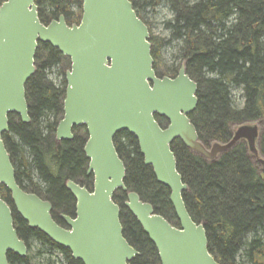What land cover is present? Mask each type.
<instances>
[{"label":"water","instance_id":"obj_1","mask_svg":"<svg viewBox=\"0 0 264 264\" xmlns=\"http://www.w3.org/2000/svg\"><path fill=\"white\" fill-rule=\"evenodd\" d=\"M81 1V18L70 25L63 15L44 24L35 0L0 4V186L10 192L15 211L29 228L69 250L83 264H130L139 255L123 236L121 207L113 200L118 190L126 194L124 207L154 245L159 264H219L208 251L203 224L194 222L186 209L182 194L188 186L177 170L171 144L179 140L211 162L243 142L264 174L258 146L262 122L232 125L227 142L205 146L189 118L197 107L198 86L186 73L185 62L173 78L159 77L153 68L148 26L130 0ZM39 43L57 49L70 61L56 141L72 139L74 126H85L88 133L83 152L93 186L89 191L71 180L65 182L75 199L74 218L60 215L66 228L53 219L51 202L16 183L2 138L9 130V114L30 122L25 86L37 70ZM155 116L166 123L162 126ZM121 131L136 138L144 165L168 188L178 226L125 186L126 168L113 142ZM9 252L26 257L28 248L14 227L9 204L0 197V264H9Z\"/></svg>","mask_w":264,"mask_h":264},{"label":"trees","instance_id":"obj_2","mask_svg":"<svg viewBox=\"0 0 264 264\" xmlns=\"http://www.w3.org/2000/svg\"><path fill=\"white\" fill-rule=\"evenodd\" d=\"M130 1L149 32L160 8L166 7L172 13V18L164 21L170 43L150 32L153 68L159 77H169L176 75L181 65L178 60L185 62L186 73L198 86L197 107L189 118L199 140L205 146L212 141L224 143L231 138L232 125L261 121L258 146L264 155V0ZM35 3L44 24L60 15L69 25L81 18V0ZM168 44L178 52L170 65L163 55ZM63 60L69 68V59L57 49L38 44L37 70L25 86L30 122L22 123L18 116L9 114V132L2 136L11 158L15 157L17 182H25L30 188L26 192L51 202L52 217L58 224L62 223L57 217L59 213L73 212V198L64 187L65 180L87 184L83 141L79 137L55 141L66 82L63 78V89L58 90L47 70ZM236 89L242 93L241 105L233 97ZM155 119L162 126L166 123L163 118ZM113 142L126 168L124 183L128 190L136 192L153 205L156 213L178 226L169 190L156 181L152 168L144 165L136 138L121 131ZM171 150L182 181L188 186L182 194L183 201L192 220L203 224L210 254L219 264H264V174L249 158L245 144L240 142L211 162L190 152L179 140L173 141ZM0 197L9 204L14 227L27 248L36 244L51 254L41 264H83L73 259L69 250L29 228L3 186ZM113 200L121 207L123 236L139 252L130 264H158L154 245L124 207L126 194L118 190ZM53 252L61 255L62 262L52 259ZM7 257L9 264H39L28 255L19 257L9 252Z\"/></svg>","mask_w":264,"mask_h":264},{"label":"rangeland","instance_id":"obj_3","mask_svg":"<svg viewBox=\"0 0 264 264\" xmlns=\"http://www.w3.org/2000/svg\"><path fill=\"white\" fill-rule=\"evenodd\" d=\"M159 15H155L157 16V20L155 18H153L154 20L152 21H156L155 24H151V33L154 36H161L165 41H169V32L166 29V26L164 24V21H168L170 20V18H172V13L170 12V10L166 7H162L160 8V10H158ZM163 17H162V16ZM148 16H152V15H148ZM170 43V41H169ZM165 49L163 50V55H164V59H165V63L167 65H170L173 63V57L177 56L178 52L176 51L175 47H173L172 45L168 44L167 46L164 47ZM177 63L180 65L182 64V61H177ZM177 63H175L177 65ZM68 63L67 61L63 60L61 61L59 64L52 66L50 69L47 70L48 72V77L51 78L53 80V85L56 87H61L62 85V80L64 78V74L65 72L69 69L68 68ZM70 67V66H69ZM233 97H235V100H237V102L241 105L243 102L242 99V93L240 89H236L233 91ZM61 116H58V119ZM261 128H263V124H261ZM38 252H40L38 254ZM28 257L31 259L32 262H37L39 264L43 263L44 259H48L49 256L51 254H48L47 252L43 251L42 249H40V246L33 244L30 246V248L28 249L27 252ZM52 259H58L59 262H62V257L59 253L57 252H53L52 253Z\"/></svg>","mask_w":264,"mask_h":264},{"label":"flooded vegetation","instance_id":"obj_4","mask_svg":"<svg viewBox=\"0 0 264 264\" xmlns=\"http://www.w3.org/2000/svg\"><path fill=\"white\" fill-rule=\"evenodd\" d=\"M175 76V75H174ZM174 76H169V77H171V78H173ZM65 87H66V85H65ZM56 88L58 89V90H62L63 89V84L61 85V87H57L56 86ZM65 96V95H64ZM63 98H65V97H63ZM63 101H64V99H63ZM63 101H62V103H63ZM61 112H62V114H61V117L57 120V125H58V123H59V121L62 119V117H63V108L61 109ZM8 132H9V130H8ZM8 132H6V133H8ZM71 132H72V134H73V138L74 137H79L82 141H83V148H84V145H85V142H86V140H87V138H88V133H87V130H86V127L85 126H74V127H72V130H71ZM72 138V139H73ZM72 139H70V140H72ZM70 140H67V139H61V140H59V141H56V134H55V141L57 142V143H59V142H61V141H70ZM6 147V146H5ZM8 152V151H7ZM9 153V152H8ZM84 153V152H83ZM10 155V154H9ZM85 155V154H84ZM10 161H11V164H12V166H13V169H14V173H15V180L16 179H18L17 178V168H16V164H15V157L14 158H11V155H10ZM85 161H86V163H85V166H84V174H85V178H86V182H87V184L86 185H84V184H81V183H77V182H75V181H73V182H75L76 184H79L80 186H83V187H85L87 190H89V191H91L92 190V186H93V175H92V173H87V170H88V159L85 157ZM67 180H65V182H66ZM72 181V180H71ZM19 182V183H18ZM17 182V180H16V183L19 185V187L22 189V190H27V189H30L28 186H27V184L25 183V182H21L20 180ZM65 182H64V187H65ZM0 187H2V185L0 186ZM4 187V186H3ZM5 188V187H4ZM6 189V188H5ZM66 189V188H65ZM7 190V189H6ZM67 190V189H66ZM8 191V190H7ZM68 191V190H67ZM26 192V191H25ZM69 192V191H68ZM8 193H9V200H11V195H10V192L8 191ZM69 194H70V196L73 198V212H71L68 216L69 217H71V218H74V216H75V199H74V197L72 196V194L69 192ZM12 201V200H11ZM124 203V202H123ZM60 213L57 215V217L58 218H60V220L62 221V223L61 224H59V225H61V226H63V227H65L66 228V225H65V223H64V221L61 219V217H60ZM158 264H159V262H158Z\"/></svg>","mask_w":264,"mask_h":264}]
</instances>
